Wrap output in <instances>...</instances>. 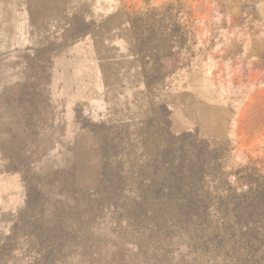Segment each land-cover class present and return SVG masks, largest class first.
<instances>
[{
  "label": "rangeland",
  "instance_id": "374dc122",
  "mask_svg": "<svg viewBox=\"0 0 264 264\" xmlns=\"http://www.w3.org/2000/svg\"><path fill=\"white\" fill-rule=\"evenodd\" d=\"M0 264H264V0H0Z\"/></svg>",
  "mask_w": 264,
  "mask_h": 264
},
{
  "label": "trees",
  "instance_id": "16d2710c",
  "mask_svg": "<svg viewBox=\"0 0 264 264\" xmlns=\"http://www.w3.org/2000/svg\"><path fill=\"white\" fill-rule=\"evenodd\" d=\"M261 192H257V196H261ZM243 202H242V206L244 210H248L250 208V206H252V202H253V191L250 187L247 188L246 192L243 194Z\"/></svg>",
  "mask_w": 264,
  "mask_h": 264
}]
</instances>
